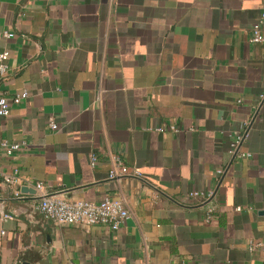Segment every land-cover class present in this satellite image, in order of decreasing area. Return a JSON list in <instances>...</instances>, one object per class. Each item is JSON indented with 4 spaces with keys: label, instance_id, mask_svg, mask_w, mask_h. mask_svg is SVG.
<instances>
[{
    "label": "crops",
    "instance_id": "obj_1",
    "mask_svg": "<svg viewBox=\"0 0 264 264\" xmlns=\"http://www.w3.org/2000/svg\"><path fill=\"white\" fill-rule=\"evenodd\" d=\"M261 13L264 0H0V96L28 92L0 116L21 146L0 153V264H264ZM241 133L248 157L229 153ZM116 159L141 177L109 178ZM36 182L129 216L56 224L34 209Z\"/></svg>",
    "mask_w": 264,
    "mask_h": 264
},
{
    "label": "built area",
    "instance_id": "obj_2",
    "mask_svg": "<svg viewBox=\"0 0 264 264\" xmlns=\"http://www.w3.org/2000/svg\"><path fill=\"white\" fill-rule=\"evenodd\" d=\"M13 35V32L3 33L4 37H12ZM250 40L252 42L264 41V13H261L258 19L250 26ZM8 57V49L0 51V78L4 77L7 72ZM27 96L28 92L26 90L10 96H0V116H7L10 112L11 105L19 103L21 100L27 98ZM50 127L56 129L57 124L51 121ZM170 127L175 129L174 126ZM243 137L244 134L241 133L233 139L229 149L231 155H236L237 153L242 157H248L250 155L249 152L239 151ZM20 147L18 142H8L0 138V153L6 156L12 155ZM94 159L95 157L92 155L91 161H94ZM218 173L221 174L222 170H218ZM121 176L141 177V172L139 169L129 167L116 159L108 172V177L119 178ZM4 180L9 183H14L16 178L14 176H5ZM33 188L38 196V200L34 204V209L42 214L44 218L50 219L59 225H102L111 230H117L129 216L128 208L123 201L118 199L103 198L98 201H91L83 198H68L58 193L45 192L42 182H36ZM15 195H19V192L16 191ZM190 195L201 197L205 200L210 194L205 195L199 192H191ZM1 215L3 219L10 218L9 214L2 213ZM260 247L264 252V243H261Z\"/></svg>",
    "mask_w": 264,
    "mask_h": 264
},
{
    "label": "water",
    "instance_id": "obj_3",
    "mask_svg": "<svg viewBox=\"0 0 264 264\" xmlns=\"http://www.w3.org/2000/svg\"><path fill=\"white\" fill-rule=\"evenodd\" d=\"M31 193H33V194H34V193H35V190H32V191H31Z\"/></svg>",
    "mask_w": 264,
    "mask_h": 264
}]
</instances>
